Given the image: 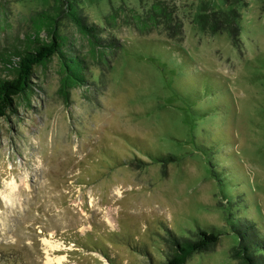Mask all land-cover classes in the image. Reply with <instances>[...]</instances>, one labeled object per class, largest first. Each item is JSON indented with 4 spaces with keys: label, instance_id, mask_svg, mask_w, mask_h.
I'll return each mask as SVG.
<instances>
[{
    "label": "rangeland",
    "instance_id": "obj_1",
    "mask_svg": "<svg viewBox=\"0 0 264 264\" xmlns=\"http://www.w3.org/2000/svg\"><path fill=\"white\" fill-rule=\"evenodd\" d=\"M76 1L120 47L93 56L63 17L58 31L85 58L87 84L64 100L55 56L29 104L0 118V264L160 263L166 231L198 228L219 241L186 264H238L237 230L253 225L264 239V0L237 7L236 45L197 24L202 5L224 0H162L182 23L176 41L163 22L136 29L132 11L153 0ZM52 4L0 0V55ZM112 9L125 14L107 24Z\"/></svg>",
    "mask_w": 264,
    "mask_h": 264
},
{
    "label": "trees",
    "instance_id": "obj_2",
    "mask_svg": "<svg viewBox=\"0 0 264 264\" xmlns=\"http://www.w3.org/2000/svg\"><path fill=\"white\" fill-rule=\"evenodd\" d=\"M210 4L202 5L201 12L196 17L200 30L212 35L225 31L233 45H236L240 35V14L237 7L245 6V0H224L225 9L220 10L214 9ZM135 10L137 11H132L135 13L132 14L133 23L141 34H149L151 28H156L159 22H163L166 23L168 39L181 38L182 23L175 19L172 24L173 14L162 0H153L144 14L138 9ZM123 14L124 10L112 9L105 20L107 24H114ZM63 17L71 20L87 40L93 56L106 58L107 50L114 51L120 47L114 40L103 36V26L88 24L85 21L76 0H53L49 8L31 17L30 30L20 42L21 46H15L0 55L2 71L5 74L0 76V118L15 113L20 102L29 104L36 86L33 79L37 76V70L47 68L55 56L59 61L61 75L58 93L64 100L67 99L69 89L87 84L85 58L69 48L68 39L58 31L59 21ZM42 33L45 38L41 36ZM174 159L172 156L167 157V160ZM237 233L239 242L231 249V257L237 260L238 264H264V239L256 234L255 227L244 226V229L237 230ZM161 240L165 246V251L162 252L164 261L157 263L149 259V264H186L193 254L214 248L219 241V234L199 228L188 236H177L174 232L166 231Z\"/></svg>",
    "mask_w": 264,
    "mask_h": 264
},
{
    "label": "bare ground",
    "instance_id": "obj_3",
    "mask_svg": "<svg viewBox=\"0 0 264 264\" xmlns=\"http://www.w3.org/2000/svg\"><path fill=\"white\" fill-rule=\"evenodd\" d=\"M5 187L8 189L9 195H11V196L15 195V191L17 189V180L15 178L10 179L9 181L6 182ZM8 201H11V199L10 200L8 199ZM11 202H10V204H12ZM54 247H55V245L50 244V248H54ZM46 262H47V264H53V263L62 264V258L57 257L53 261V259H50L48 257Z\"/></svg>",
    "mask_w": 264,
    "mask_h": 264
}]
</instances>
